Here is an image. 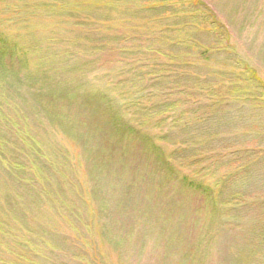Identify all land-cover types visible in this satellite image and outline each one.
Wrapping results in <instances>:
<instances>
[{
	"label": "rangeland",
	"instance_id": "1",
	"mask_svg": "<svg viewBox=\"0 0 264 264\" xmlns=\"http://www.w3.org/2000/svg\"><path fill=\"white\" fill-rule=\"evenodd\" d=\"M200 1L217 25L203 24L201 15L192 24L186 11L136 10L155 0H0V36L17 50L5 53L0 66V111L20 127L18 134L0 120L7 152L0 163L26 155L21 140L30 144L31 137L45 154L35 164L24 156L43 182L33 211L15 205L21 188L6 189L0 179V191L9 192L7 204L0 203V264H175L187 256L182 264L261 263L255 255L247 260L243 249L245 238L255 242L252 232L245 235L251 220L263 214L264 101L229 95L238 83L226 81L250 69L238 88L264 84V0ZM187 20L190 26H183ZM173 29L182 30L179 43ZM168 54L178 59L172 63ZM38 70H45V81L26 83ZM45 82L63 94L99 90L107 113L85 99L57 101L63 94L41 91ZM177 101L179 109L169 110ZM113 118L136 133L118 135ZM149 138L165 162L142 147ZM193 181L222 202L213 222L203 196L182 186ZM232 208L237 212L225 216ZM54 212L70 239L31 238L25 220ZM167 238L177 243L167 247Z\"/></svg>",
	"mask_w": 264,
	"mask_h": 264
},
{
	"label": "trees",
	"instance_id": "2",
	"mask_svg": "<svg viewBox=\"0 0 264 264\" xmlns=\"http://www.w3.org/2000/svg\"><path fill=\"white\" fill-rule=\"evenodd\" d=\"M155 1H157V2L154 3L151 6H147V5L145 7H142V5H141V7H137L136 6V10L139 11V12H145V11L146 12H150L151 11V12L157 13L159 11L160 7H161L162 10L164 11V13H168V14L172 13V11H174V10L176 12H178V13H180V11H186L187 12L186 13L187 17H190L192 24L195 22L196 17L198 15L199 16L201 15L203 17V20H202L203 24L205 22H210L211 21V23H212L211 25H217V24H215V22H212V20L214 19V17L212 16V13L208 10V8L200 0H169V1L168 0H155ZM178 13H176V14H178ZM138 21H143V20L140 19ZM168 25H170V24L165 25V27L167 29H168ZM182 25L186 26V27L190 26V22L187 20ZM175 26H178V24H176ZM209 26H210V24H209ZM173 31L180 32V34H178L179 35L178 43H179V38H181L183 36L181 34L182 30L181 29H179V30L178 29H173ZM208 33H209V35L208 34L207 35L209 36V38H211L210 31H208ZM221 34H223V33H221ZM184 35L188 37V41L189 42H194L193 44L197 45L196 44V41H197L196 36H195V34L192 33V31H185ZM169 42H170V40H169ZM210 43H211V41H209L207 44H210ZM8 45H9L8 42L6 40H4V38H2L0 36V66H1V63H2V60L4 59V57L7 56V55H5V53H7V52L9 53L10 51H12V52L13 51H17L15 49L16 48L15 46L8 47ZM214 45H219L220 46L221 45V41L219 39H215ZM227 46H229L228 43H227ZM219 49L221 50L219 53H226V52H224V50H225L224 47H219ZM149 50H151V49H149ZM166 57L172 63H174L176 61V59H178L177 57H173V56H171L169 54L166 55ZM221 57H224V56H221ZM235 58L236 57H232V59H235ZM223 60H225V58H223ZM26 61L27 60L23 61L24 63H22V66H23V68L27 69L29 66H28V63H26ZM190 66H191V64H190ZM0 69H1V67H0ZM2 71H5V70H3V67H2ZM245 71H246V73H244L242 70L238 69L236 74L233 73L234 76L228 78L226 82L229 83V80H235L238 83V85H240L241 83L242 84L246 83V81H248L247 77L249 76L247 74L248 73L250 74L251 70L248 69V70H245ZM41 72L44 73L45 70H41ZM41 72L39 73V75H41V76H39L37 74H33V75H31V77L27 78V80L25 82L26 83H30L33 80L36 83L39 82L41 84V80L40 79H43L45 81V79H44L45 73L42 74ZM50 72L53 73L54 72V68H52L50 70ZM256 81L259 82V80H256ZM191 84H192V87H193L194 83L191 82ZM238 85H235V86L233 85L230 88L231 92H228V94L229 95H236V96H239V97L240 96L241 97H245L248 94H252L253 96L260 95V99H263V101H264V84L263 83H260V89H257V90H255L254 88L252 90V89H250V87L249 88H245V87L238 88ZM44 86H45V88L42 87L40 89H41V91H44L45 89L48 90L49 96H54V95H56L55 93L63 94L62 90H60L58 88L54 89L51 86V84L48 83V82H45ZM221 88L222 87L217 86L218 90L216 88H215V90H213L211 88H209V90L205 89L206 92L204 94H208L209 93L208 91H210V92L217 91L218 92L219 90H221ZM174 89L177 90V87H175ZM52 90H54V92H55V90H57V91L54 94H52ZM176 90H173V92L176 93ZM67 91H68V89H66V88L63 89V92H65V93L63 95H61L57 99V101L58 100H62L65 97H68L71 100L74 99V103L78 102V100L85 99L87 101L89 100V101L95 103L96 107H98V106L102 107V111H104V113L106 111V113H107V110H106L107 107H105V105L103 104V102H104L103 100L106 97H105L104 93L102 94L99 90H96V92H94V93L86 92V93H83V95L78 94V95H81V97L76 95V94H73V93L69 94V93H67ZM191 91H192V89H191ZM220 92H225V91L222 89V91H220ZM40 97H41L40 98V105H41L42 102H43L42 98L44 97V94H43V97L41 95H40ZM45 97H47V96H45ZM187 100H188V98L186 99V101ZM20 101H21V103L23 102L21 99H20ZM178 104H180L179 101H177L175 104L168 105L167 107H168L169 110H178L179 107H180V105H178ZM43 108L44 107H41L42 111H43ZM25 109H27V108H25L24 104H23L22 108L20 109V115L17 113L18 114L17 119H19L20 121L23 120V119L21 120V118H20L21 116L24 115V117L26 118ZM47 115H48V117L47 116L46 117L49 120V123L51 125L50 121L53 122V119L51 118V115L49 113H47ZM0 120L2 121L3 125L7 126L10 130H12V127H13V130H15V132L20 130V127H18V125L16 123L12 122V118L9 117V116L4 115L3 111H0ZM115 120H116V118H113V121H111V122H113V124H117L118 125V123H116ZM118 126L120 127V131L118 133V135H120V136H123V135H126V134L128 135V133H130V132H132V133L135 132L133 129L127 128L126 126H121V125H118ZM66 131L67 130L64 129V134H66V135H68L69 133L71 134L70 131H68V134L66 133ZM17 133L20 134L19 131ZM38 140L35 137H31L30 144L26 143L25 139L21 140L23 142V144H24V145H22L23 146V152L26 153L28 158L33 161V164L37 163L38 159H42V157L45 156L43 151H41V148H40L41 144H40V142H38ZM140 141H141V139H140ZM141 143L143 145L142 147H144L146 150L148 149V151H150V152L151 151L155 152L154 155L156 156V159H155L156 161L161 160V161L165 162V159L162 157V154H161L162 150L160 148H158V146L153 144V142L151 141V138H149V140H144ZM147 144H149L150 147H148ZM0 149H1V153H0L1 155L0 156L3 158L2 154L7 153V152L2 149V146H0ZM12 152H13V150H11L9 152V154L11 156H13ZM26 155H23V157H21L20 159H18L16 161L7 162L6 159L2 160L1 163H0V179H3V181H5L7 183L6 189H10V187L13 188L15 186H19L21 188V191H19V193L16 194V200L15 199L13 200V203H16L15 205L21 203V205L24 204L25 206H28L27 210L30 209V211H33L34 206H36L42 200L41 197H40L41 189H38L36 186H38L40 183H43V182H42L41 178H38L37 175L35 176V173L32 171V169L30 170V168H29L30 166L25 162L24 156L26 157ZM12 158H13V160H15L14 157H12ZM165 167H166V163H165ZM34 176H35V178H34ZM36 178H38L39 180L36 179ZM182 186L184 188H187V186H189V189L194 190V192L196 191V193L198 192L197 194H200V195L203 196L204 203L207 204V206H209L208 211L211 209V211H210V220H212L211 222H213L215 219L219 218V216H222L221 208L217 207L219 205L221 206L222 202H218L216 200L217 197H214V195H212L213 192L211 191V189L209 187L204 186V185L196 184L194 181H193V183H189V184L188 183H185V184L182 183ZM209 192H210V194H209ZM43 194L47 198L51 197V195L46 193V192H44ZM91 194L93 195V193H91ZM79 197H81V196L79 195ZM49 199H47V200H49ZM8 201H9V192H8V190L6 192L0 191V203L1 204L2 203L3 204H7ZM237 204L238 203H236V206H238ZM230 205H233V203H231ZM1 206H2V209H3V207H5L4 205H1ZM258 207L262 208L263 214L261 213L260 216H256L255 219L251 220L252 222H254L253 228L248 230V232H246V234H245V235H250V232H252V234H253L252 236L255 238V240H254L255 242L253 243L251 238H250V241L248 240V238H245V241L247 242V246H246V249H243V252L245 253L247 260H248L249 257H253L255 255V257L260 258L261 259V263L264 264V202L262 203V206L258 205ZM13 208L14 207H11L12 211H14ZM54 209L56 211H58L57 208H54ZM54 209H52V210H54ZM235 212H237L235 208L234 209L233 208L232 209H228L225 212V216L229 217L230 214H234ZM50 214L52 215L51 218H43L44 220H41V221H36V219H37L36 217H30V218H28V220H25V214L21 215V217L20 216L19 217L21 219L25 220L27 224H29L28 226H30V230H29L31 232L30 234L33 235V233H35V236H33L31 238L36 239L37 241L38 240L43 241V240H46V239H50L51 237H52L51 239H61L62 241H66L67 239H70V238H63V235L65 233L61 229L62 227L61 226L58 227V225H57L58 224L57 223L58 220L56 221L55 219H56V216L58 215V212H56V213L54 212V213H50ZM79 216L80 215L78 214L77 217H79ZM65 218H67V217H65ZM153 224L156 225L157 221L151 223V228L152 229L155 228V227L154 228L152 227ZM173 228H174V230H176L175 226H173ZM50 235H52V236H50ZM7 236H9V233H7ZM54 236H57V237H54ZM33 239H31V243L33 242ZM170 240L171 239H169V238H167V240H166V242H169V244H167V247L171 243H175L176 242V240H174V242H171ZM111 245H112V250H115L117 248L116 246L118 245V242L114 241ZM179 245H181V244H179ZM58 246H59L58 249L65 250V248H66V247L64 248L63 246H60V245H58ZM93 253H94V249L92 248V256L93 255L95 256V254H93ZM185 258L186 259L183 258L182 260L183 261L187 260L188 256L185 257ZM182 260H180L178 262H176V261H174V262H175V264H182ZM261 263L258 262V264H261Z\"/></svg>",
	"mask_w": 264,
	"mask_h": 264
}]
</instances>
